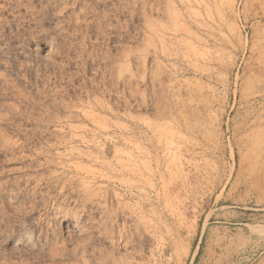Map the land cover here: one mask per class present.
Listing matches in <instances>:
<instances>
[{
  "label": "rangeland",
  "instance_id": "rangeland-1",
  "mask_svg": "<svg viewBox=\"0 0 264 264\" xmlns=\"http://www.w3.org/2000/svg\"><path fill=\"white\" fill-rule=\"evenodd\" d=\"M258 196L264 0H0V264H256Z\"/></svg>",
  "mask_w": 264,
  "mask_h": 264
},
{
  "label": "crops",
  "instance_id": "crops-1",
  "mask_svg": "<svg viewBox=\"0 0 264 264\" xmlns=\"http://www.w3.org/2000/svg\"><path fill=\"white\" fill-rule=\"evenodd\" d=\"M258 197H259L258 201L264 205V198L261 199L260 196ZM248 209L254 212L241 213L243 215H246L247 217L246 218L242 217L238 221L231 223L233 227H230V228L233 230H236L237 234L235 236L237 240H239L240 242H243L244 244H248L249 246L250 245L249 243H254L255 239L259 237H260V240H264V236L261 233L262 232L261 228L264 227V206L260 208L250 207ZM251 219H257L259 223L251 225V223L248 222V220H251ZM250 226H258L259 227L258 231L252 232L249 228ZM219 227L220 226L218 225H214V228H215L214 231L219 232L218 230ZM255 261H256V264H264V254L258 252L256 254Z\"/></svg>",
  "mask_w": 264,
  "mask_h": 264
}]
</instances>
